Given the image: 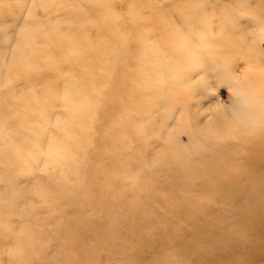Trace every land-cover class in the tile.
Instances as JSON below:
<instances>
[{"label": "rangeland", "instance_id": "374dc122", "mask_svg": "<svg viewBox=\"0 0 264 264\" xmlns=\"http://www.w3.org/2000/svg\"><path fill=\"white\" fill-rule=\"evenodd\" d=\"M0 264H264V0H0Z\"/></svg>", "mask_w": 264, "mask_h": 264}, {"label": "bare ground", "instance_id": "6f19581e", "mask_svg": "<svg viewBox=\"0 0 264 264\" xmlns=\"http://www.w3.org/2000/svg\"><path fill=\"white\" fill-rule=\"evenodd\" d=\"M158 83L160 84V82H158ZM147 85H148V86H146V88L149 89V88L151 87V82H150L149 80H148V82H147ZM149 90H150V89H149ZM150 93H152L151 90H150ZM144 98H145V99H148V96H145ZM157 104H158V103H157ZM27 139H28V138H27Z\"/></svg>", "mask_w": 264, "mask_h": 264}]
</instances>
